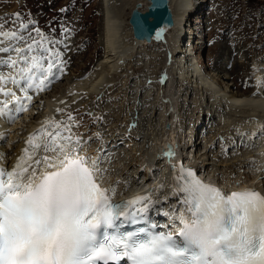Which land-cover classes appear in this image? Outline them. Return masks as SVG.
Segmentation results:
<instances>
[{
  "label": "snow or ice",
  "instance_id": "6c2138e0",
  "mask_svg": "<svg viewBox=\"0 0 264 264\" xmlns=\"http://www.w3.org/2000/svg\"><path fill=\"white\" fill-rule=\"evenodd\" d=\"M3 28L0 24V44L10 43L0 46L7 54L0 66L13 71L0 73V95L12 97L23 111L32 99L29 92L47 90L62 71L56 63L61 53L39 28L35 37L23 22L14 30ZM8 84L17 86L23 98ZM0 105L3 115L8 102ZM73 120L70 113L66 121L45 120L39 130L43 143L27 141L43 154L25 149L12 170L0 169V264H264V194L224 193L182 165L178 172L172 166L174 191L184 206L174 217L178 231L120 232L125 222L143 218L151 196L113 203L115 189L102 187L99 161L83 152Z\"/></svg>",
  "mask_w": 264,
  "mask_h": 264
},
{
  "label": "bare ground",
  "instance_id": "6f19581e",
  "mask_svg": "<svg viewBox=\"0 0 264 264\" xmlns=\"http://www.w3.org/2000/svg\"><path fill=\"white\" fill-rule=\"evenodd\" d=\"M136 2H141V9H145L147 5L146 0H132L131 2L126 1L123 6H117L114 0H103L104 33L101 41L103 42L102 44L106 48V53L100 63L101 69L98 71V74H96L94 78L92 77L93 79H90V81H92L89 83V90L87 91L90 92L89 97L91 96V99H93L95 95H100L99 98H102L104 96L106 97V95H108L105 94V91L107 89L108 91L117 92L119 94L122 89H126L125 86L127 88L133 87L132 84L131 86L128 83L130 76L129 73H131V70L134 66L138 67L140 65L142 66V64L147 66L148 62L146 61L148 60L146 57H143L144 55H142V52L146 48H148V46L154 43L159 44V42H163L168 47L170 40L174 39L177 43L175 51H177L178 54L183 55V53L188 52V48L185 49V51L183 50L182 41L184 40V42H186V27L187 24H189L188 19L192 15V13L197 12L196 10L198 9V4L195 0H169V4L173 13L174 24L171 28H159L155 32V35L153 36L152 40L148 43L143 40H137L133 37L132 30L128 23V18L126 22V20L124 19L125 16H123L124 12H126L125 9L128 8L131 12V9L133 8ZM168 32L170 33L167 34ZM157 33H159L160 35L158 36ZM167 35L168 41H166ZM178 41H180V43H178ZM232 52H230V57H228V59H232V57H234V53ZM148 53L152 56V58L156 56L154 54L156 53L154 50ZM186 55L181 56V59H179V64H177L176 62L175 64H177L176 69H178V72L179 69L185 71L187 67L191 70V72L190 70H187L190 76L189 82H191L192 88L189 93L188 90H185L186 92L183 94H174L173 92L169 93V96H166L164 98V102H166V109L164 110L163 106L159 107L160 102L158 103L156 100L152 99L153 97L151 96V94L155 95V92L153 93V91H145V94H141L139 93V91L134 92L133 102L135 103L133 104V106H127L126 108L127 113L130 114L129 120H127L129 122L128 125H131V123H133V128L131 130H133L132 133L134 134V143H132L133 141L131 142L132 146H130L131 148L129 147L130 150L128 151H126L125 148L130 144L122 143V141L121 143L124 146L121 145V143L119 144V140L116 139L117 134L114 130V128L117 127V122L119 121L118 119L121 117V112L119 113V111H116V116L113 113V109L112 112L111 110L108 111L106 107H104L103 110L99 108V111H101L100 113L102 114L101 116L103 117L95 118V122L91 120L92 123L90 122V119L92 118H89L87 113L84 114L82 110L83 108L80 107L69 108L66 114L64 115L62 112V114H58V116H60L59 121H66L69 113L77 118L76 122H72L77 125L73 127L72 131L73 133L79 134L82 138L83 152L86 153L88 157L92 159H97L99 161L98 166L102 171L103 177L101 182L102 186L108 189H115V194L112 196V200H118L120 198L132 195H150L152 199V206L148 211V216L151 222L155 225H158L159 229H164L165 231H169L171 233H176L178 231V228L180 227V224L179 222L174 223V219L172 218L170 221L169 219L161 221L160 215H162V211L178 209L180 213L184 212V206L180 203L182 197L180 194L174 191L172 167L173 165L178 166L176 169L177 172L179 171V166L185 165V167H187L186 169H192L195 174H197L202 179L204 178L208 183L216 186L224 193L242 192L244 190H255L257 192L264 193V168L261 162L262 157L259 154V152L264 148V134H260L262 129H255L257 127L264 128V90H259V93L254 94L253 91H231V87L229 86L231 95L229 94L230 91L226 90L228 89V87L224 88V86L218 90V97H220V99L227 104V108L224 107L227 110L223 109L224 112L221 113L225 117L223 124L227 126L230 122L233 121L234 118H237L236 115L238 116L240 112H242V114L245 113L247 114V116H242V118L245 119L243 121L240 120L242 121L241 126H246L248 128V133L251 136H241L240 134L235 140L232 141V145L230 144L231 147H229V140L235 138L236 135L231 132H225V130H223L225 126H222V128L216 127L217 125H220L222 121L220 123L215 119L216 121L215 123H213L214 126L212 124V126L210 127L207 126L208 128L206 133L211 134H204L201 137V131L198 130V125H200V122L203 118L201 117L202 111L200 113L199 107H202L203 104L207 105V111L209 110V115L211 117H215V113L218 111V104L209 96L205 98V103L204 101L202 102L203 104L200 103V101H198L195 96V90L193 89V87L196 84H194L193 82H197L198 84L199 81H204L205 85H207V88L208 86L215 88V83H217L220 78L216 79L213 76L207 75L205 71H202L201 68H199L198 66H196L195 63L190 61L191 58ZM244 67V62L242 63L241 61H237L234 66V69L240 72L244 69ZM164 68L166 69V75L165 78L161 75V83L163 84L166 82L167 85L169 84L168 86L173 84L174 87L175 83H177V80H175L176 77L173 76V71L169 70L170 68L167 66L163 67L162 73L164 71ZM261 71L262 70L257 69L256 77H258L257 80H259L258 82L260 83V85L263 86L262 81L264 82V76L261 77ZM121 77L126 78L124 80H120ZM121 81L122 84H118ZM6 87L15 92V85L8 84ZM172 93L174 95H170ZM20 97L23 98V93H21ZM148 99L154 101H149L150 106L144 107L145 101L148 102ZM12 100L13 98L10 96L4 97L0 95V101L8 102V107L5 110V113L3 115H0V139H2L3 136L6 137V132L8 131L9 133L11 131V136L8 137V139H10L11 141L18 137V133L15 135L13 134L12 129L8 130L7 123H9L8 121L11 118H13L14 120L16 117L24 116L26 113L31 112L32 114L30 115L29 119L31 120L29 122L31 124L29 125L28 129L26 128L25 132L22 134V137L24 138L21 137V139L19 140V142L21 143L14 145L11 141L7 140V143L11 146L10 150L8 149V144H6L8 145V147L6 145L5 147L0 146V165L6 171L12 170L15 165L19 162L23 146H31L27 143L29 138H34V142H37L38 139V136L35 135L38 131V124H36L38 122L35 123L34 120L36 118L38 120L39 116H32L34 115L35 110L34 106L32 105V102L26 101V110L21 111L20 105L12 103ZM55 105L54 103H48V107H46L47 112L49 110H53ZM91 106V108H93V105ZM195 107H197L196 113H194L193 109ZM104 110H106L107 113H105ZM236 112H238V114H235ZM14 114H17L18 116H14ZM194 114H197L195 121L192 118ZM253 114H256L258 117L253 116ZM47 116L48 115H46V117ZM154 118L157 119V123L160 122L159 127L161 129V133L156 134L153 131L156 134V136L153 137V135H150V133L144 129V123L147 119L153 120ZM13 120L11 119V122ZM18 122H20V119ZM156 122L154 125L157 124ZM120 125L118 126L122 127V125ZM128 125L126 127H129ZM18 127H16V130H18L19 132L20 130L18 129ZM52 128L53 126L51 125L49 131H51ZM99 128H102L101 135H103V133L111 132L114 136L112 138V135H109L112 139H109V136H107L108 140L106 139V142H102L103 144L101 145L92 144L90 142V138L92 137L91 134L93 131H96ZM123 130L121 131L124 132ZM20 133L22 132L20 131ZM119 136L121 138V135ZM170 137H172V140L175 143L173 155L166 154L162 157L158 156L157 153L164 148L166 141L170 139ZM226 138L228 139L225 140ZM128 139L129 138H126L124 140ZM215 139L216 144L212 142ZM129 140H131V138ZM33 153H35L37 157L40 156V151L38 150L34 149ZM141 155H143V157L139 158L141 157ZM130 158L131 160H135L137 158L136 160L139 162V164L137 163V165L140 167H137V169H135L134 171H127L128 174L126 175L124 174V165L127 161H129V163L127 162L125 167L130 168L132 166V162H134L131 161ZM153 163L155 164V168H153ZM227 166H232L234 170L238 167V171L234 177H228L227 175H223L226 171ZM129 172H134V175ZM237 174H239L238 177H236ZM135 207H139V205H136ZM161 207L164 209H162Z\"/></svg>",
  "mask_w": 264,
  "mask_h": 264
},
{
  "label": "rangeland",
  "instance_id": "374dc122",
  "mask_svg": "<svg viewBox=\"0 0 264 264\" xmlns=\"http://www.w3.org/2000/svg\"><path fill=\"white\" fill-rule=\"evenodd\" d=\"M114 1L116 2L117 6H123L126 3V1L131 2L132 0H114ZM120 1H123V2H120ZM207 2H208L207 6L210 5V8L206 10L201 8V10H199L198 12V9H199L198 7V9L196 10L198 13L196 12L195 15L189 18L192 22L193 21L198 22L202 18L203 23L201 24L205 28L203 29L202 27V28L196 29L197 28L196 26L193 27L192 25L188 24L189 28L188 29L186 28L187 30L186 42H184V40L182 41L183 50L185 51V49L188 48L187 49L188 52L183 53V55L187 54L188 57L191 58L190 61L195 63L196 66H198L197 62H200L201 68L208 69L206 70L207 75L213 76L216 79L220 78L219 81L215 83V88L209 87V86L207 88V85H205L204 81L203 82L199 81L198 84L197 82H193L194 84H196L193 87V89L195 90V96L198 99V101H200V103H202L203 101L205 103L206 102L205 98L209 96L218 104V109L220 108V106H223L222 112H221L223 113L224 110H227L225 109L227 108V104L224 103L220 99V97H218L219 95L218 90L220 88L225 86L224 88L228 87V89H226L228 91H230V87H231V91L239 90V91H244V92H249V91L251 92L253 90L254 82H255L254 77L257 76L256 75L257 70L255 74L253 75L252 72L254 71L255 67L253 66V64H250V62L252 59H254L253 62H255V58H259L260 60L261 57H263L262 52H264V0H208ZM118 3H121V4H118ZM18 4H19L18 0H0V24L4 25L3 30L8 31V30L17 29L20 23L23 22L24 24L28 26V29L31 30L32 36L35 37L36 33L34 29L39 28L43 33L46 34L48 38L55 41L52 47L54 48L55 51H58L61 53V57L56 60V63L59 69H62V71L56 72L57 78L49 82L47 90L38 92V93L36 91L29 92V95L32 94L31 102L35 109V110L31 109V110H34V115L32 116L33 117L39 116L38 121H37V118L34 120L35 123L38 122L36 123L38 124V127L42 125V123L45 120L59 121L60 116H58V114L62 112L64 115L66 114L67 110L72 107L83 108L82 109L83 113L84 114L87 113L89 118H92L90 119V122L92 123V121L95 122V118L103 117L101 116L102 114L100 113L101 111H99V108L103 110V108L106 107L108 111L111 110L113 112L114 110L113 113L115 115H116V111H119V113L121 112V115H120L121 117L119 116L120 118L118 119L119 121L117 122V127H115L116 129L114 128V130H115V133L117 134L116 139L119 140L118 142L119 144L121 143V141L122 143L130 144L125 148L126 151H128L130 150L129 147L132 146L131 142L133 141L132 143H134V134L132 133L133 130H131L133 128V123H131V125H128L129 122L127 120H129L130 114L127 113L126 108L127 106H133V104L135 103L133 102L134 92L139 91V93L141 94L142 93L145 94V91H150V92L153 91V93L155 92V95L151 94V96L153 97L152 99L156 100L158 103L160 102L159 107L163 106L165 110L166 102H164L165 101L164 98L166 96H169V93L173 92L174 94H178V93L183 94L186 92L185 90H188V93L192 90L191 82H189L190 76H189V73L187 72V70H190V68L187 67L185 71L182 69L181 70L179 69V72H178V69H176L177 64L180 63L179 59H181V56L183 55L178 54V52L175 51L177 43L175 42L174 39H171L168 44V47L163 42H159L160 45L158 43H154L148 46V48H146L142 52V55H144L143 57L147 58L148 61L146 62L148 63H147V66H145L144 64L138 67L134 66L133 69L131 70V73H129L130 76H129L128 83L129 85L132 84L134 88L133 87L127 88L125 86L126 89H122V91L119 92V94L117 92L108 91L107 89L105 91V94H108V95L110 94L109 96L106 95V97L104 96L102 98H99L100 95L99 96L95 95L93 99H91L92 97L91 96L89 97L90 92L87 91L89 90L88 89L89 83L92 81V80L90 81V79H93L96 76V74H98V71L101 69L100 63L106 53V48L102 44L103 42L101 41L103 33H104L103 0H21L20 2L21 5L18 6ZM125 11L126 12H124L123 16H125L124 19L127 22V18H129L128 14L130 10L127 8L125 9ZM17 12L21 14L19 18H16L13 16V14ZM39 21H40V24H39ZM215 23H216V27L214 25ZM259 25L260 26L263 25V28L259 29ZM219 28H221V30H224V33L218 32ZM166 31H170V30H166ZM230 31H231V35L229 36L227 34ZM169 33L170 32H168L167 34ZM234 34L236 35V37L234 36ZM257 34H261V35L256 36ZM25 35H27V33H25ZM166 38H167L166 41H168V35ZM202 40H203V43L201 42ZM194 42L197 43L198 45H194ZM9 43H10L9 41H4V43L0 44V46H6V45L8 46ZM11 43L15 44V41H12ZM178 43H180V41H178ZM230 45H233V49L229 48ZM18 46L23 47L24 45L19 44ZM152 50L156 52L154 53L156 55L154 58H152V56L148 53ZM230 52L234 53V57H232V66L228 68L227 65L229 64V60H231V58L228 59V57H230L229 55ZM239 53H240V57H238ZM215 54L217 56H215L214 59H215V62L218 60L219 66L216 67L217 69L216 68L211 69L212 67H214L212 65H213V56ZM11 55L15 56V53H11ZM220 55H221V59H220ZM0 57L7 58V54L0 53ZM249 58L250 60L248 63L247 60ZM237 61L239 62L241 61L242 63L244 62L245 70L243 69L242 71L238 72L234 69V66L237 63ZM175 62L177 64H175ZM249 65L252 69L251 73H250ZM167 66L170 68L169 70L173 71V74H174L173 76L176 77L175 80H177L176 81L177 83H175L174 87H173V84L168 86L169 84L167 85L166 82L163 84L161 83L162 76H164L165 78V75H166V69L164 68L163 73H162V69L163 67H167ZM261 66L262 64L260 63L258 67L260 68ZM11 72H12V69L5 67V66H0V73H2L3 75H8ZM261 73L260 75H262L261 77H263L264 71L262 74ZM125 78L126 77H121L120 80H124ZM118 84H122V81ZM71 86L73 87V89ZM110 87H113V86H110ZM16 89L18 90L16 91ZM258 90H264V88L263 89L258 88ZM19 91H20L19 88L15 86L16 94ZM231 91L229 92L230 95H231ZM173 93L170 95H174ZM17 95L20 96L21 92H19ZM154 100L148 99V102L145 101L144 107L150 106L149 101L151 102ZM48 103H54V105L55 104L58 105L59 106L58 109H61L62 111H59V112L57 111L50 117L47 116L48 117L47 118L46 115H49V113L53 111V110H49L47 112L46 107H48L47 106ZM91 105H93V108H91L92 107ZM193 109H194V113H196L197 107ZM199 109H200V113L202 111L201 117L203 119L207 115H209V112H208L209 110L207 111L208 109L207 105L203 104L202 107L201 106L199 107ZM104 112L107 113L106 110H104ZM43 113H48V114H43ZM31 114L32 113L29 112V113H26L22 117H16L20 119V122H18L19 119H16V118L14 120H16L17 122L14 121L13 118H11L13 120L12 122H11V119L8 121L9 122L7 123L8 130L12 129L13 134L15 135L17 133L19 134V135L17 134L18 137L14 139L16 141L15 142L14 140L11 141L10 139H8V137L11 136L10 134L11 131L10 133L9 131L6 132L8 135L7 137L8 141H11L14 145L21 143L19 142V140L21 139L22 134L25 132L26 128L28 129L29 125L31 124L29 123L31 121L29 120ZM235 114H238V112H236ZM43 115H44V118H43ZM243 115L245 117L247 116V114L245 113L242 114V112H240L238 116L236 115L237 118H234L233 121L241 122L240 120L245 119V118H242ZM253 116H257V115L253 114ZM196 117H197V114H194L192 116L194 121L196 120ZM73 118H74L73 121L76 122L77 118L75 116H73ZM222 119H223L221 120L222 123L220 122L221 124L217 125L216 127L222 128V126L223 127L225 126L223 129L225 130L227 126L223 124V121L225 119L224 115ZM213 120H214L213 123H215V119ZM156 121L157 119L155 118L153 120L147 119L146 122L144 123L145 125L144 129L148 131L150 135H153V137L156 136V134L161 133V129L159 127L160 122L157 123L158 121L157 122ZM202 121L200 122V125H198L199 127L201 126L202 123H204V121L203 122ZM155 122L157 123L156 125H154ZM213 123L211 124L214 126ZM120 124L122 125V127L118 126ZM211 124L209 125V127L212 126ZM127 125L129 127H126ZM229 125L231 124L229 123ZM16 127H18V129L22 133H20V131L18 132V130H16ZM49 127H51V124L48 125V129ZM244 127L247 129V132L246 133L243 132V135L251 136L248 133V128L246 126ZM202 128H204V126H202ZM233 128L234 126L232 127V125L229 127L231 131L233 130ZM120 129L123 130L124 132H122ZM101 130L102 128H99L96 131H93L94 134L92 132L91 134L92 137L90 138V142L92 144L101 145L105 143L106 139L108 140L107 136L109 135L110 136L112 135L111 137L113 138L114 135L111 132L103 133V135H101L102 134ZM38 131L36 132L35 135L38 136V139L42 138V140L44 141L45 139L44 136L40 135ZM226 131L229 132L228 129ZM118 133L119 135H121V138L118 135ZM123 133L126 135H124ZM205 134L209 135L211 133H205ZM203 135L204 133L201 132V137ZM110 136H109V139H112ZM125 136L126 138H129V139L131 138V140L129 139L124 140L126 139ZM4 138L6 139V137L3 136L2 139ZM122 143L121 145H123ZM6 144H8L7 141L5 142V145ZM8 145L6 146L8 147ZM10 147L11 146L9 145L8 148ZM142 157L143 155H141V157L139 158H142ZM136 159L131 160L130 158L131 161L135 162V163L132 162V166L130 168L125 167L127 162L129 163V161L126 162V164L124 165V174L127 175L128 174L127 171H134L135 169H137V167H140L137 165V163L139 164V162ZM153 168H155V164L153 165ZM237 171H238V167L235 168L234 170L232 166H229V167L227 166L226 171L224 172L223 175L224 176L227 175L228 177H234ZM129 173L134 175V172H129ZM238 176L239 174H237L236 177ZM162 207H163V204H162Z\"/></svg>",
  "mask_w": 264,
  "mask_h": 264
},
{
  "label": "water",
  "instance_id": "95a60500",
  "mask_svg": "<svg viewBox=\"0 0 264 264\" xmlns=\"http://www.w3.org/2000/svg\"><path fill=\"white\" fill-rule=\"evenodd\" d=\"M146 1L147 5L144 10L141 9V2L135 3L129 14L128 23L133 37L148 43L159 28H171L174 20L169 0ZM168 147L171 149V145Z\"/></svg>",
  "mask_w": 264,
  "mask_h": 264
},
{
  "label": "built area",
  "instance_id": "2783aa9c",
  "mask_svg": "<svg viewBox=\"0 0 264 264\" xmlns=\"http://www.w3.org/2000/svg\"><path fill=\"white\" fill-rule=\"evenodd\" d=\"M196 2H197V4H198V7H199V9H198V12H199V10H201V8H204L205 7V5L208 3L207 1H205V0H195ZM209 8H210V5H209ZM197 12V13H198ZM196 14V12H194V13H192V15L191 16H193V15H195ZM190 16V17H191ZM189 17V18H190ZM189 21V24L190 25H192L193 27H197L196 29H199V28H202L203 26H202V24L201 23H203V21H202V18H201V20L200 21H198V22H195V21H191L190 19H188ZM215 25V27H216V23L214 24ZM187 29L189 28V26H188V24H187V27H186ZM205 27H203V29H204ZM218 28V27H217ZM222 28V27H221ZM221 28H219V30H221ZM204 34V33H203ZM202 34V35H203ZM234 36L236 37V35L234 34ZM202 39V38H201ZM202 43H203V40L201 41ZM194 45H198L197 43H195L194 42ZM195 49V48H194ZM206 70H208V69H202V71H205V72H207Z\"/></svg>",
  "mask_w": 264,
  "mask_h": 264
}]
</instances>
